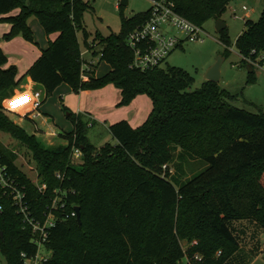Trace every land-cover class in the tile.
<instances>
[{"label": "trees", "instance_id": "16d2710c", "mask_svg": "<svg viewBox=\"0 0 264 264\" xmlns=\"http://www.w3.org/2000/svg\"><path fill=\"white\" fill-rule=\"evenodd\" d=\"M168 1L204 27L221 18L232 0ZM89 7L87 0H0V22L12 24L5 40L22 35L35 42L32 16L48 36L56 34L21 76L16 65L7 66L8 55L0 47V131L32 152L47 190L40 191L18 166L17 152L2 140L0 164L26 193L36 220L46 219L56 188L66 191L60 202L65 206L55 210L58 218L45 242L52 254L42 264H225L241 247L231 220L251 219L264 227V108L237 106L236 95L217 81L192 89L194 77L182 67H133L128 35L147 21L152 7L132 17L123 15L120 33L97 32L100 59L112 69L102 77L92 72L84 80L80 34L85 46L95 48L84 22ZM220 34L230 46L227 27ZM237 48L244 61L257 60L260 53L264 60V12L259 20L246 21ZM250 66L252 76L255 67ZM27 75L43 87L44 102L64 82L76 91L113 83L122 91L119 105L147 94L153 109L140 126L128 120L112 124L116 143L98 147L89 139V122L63 105L74 129L61 133L66 145H48L12 119L4 104ZM77 148L82 151L79 161L74 157ZM197 158L206 168L184 181L182 162ZM75 206H81L82 224L67 216ZM34 238L11 191L0 187V249L8 264H26L23 253L35 257ZM197 253L202 260L194 259Z\"/></svg>", "mask_w": 264, "mask_h": 264}, {"label": "rangeland", "instance_id": "374dc122", "mask_svg": "<svg viewBox=\"0 0 264 264\" xmlns=\"http://www.w3.org/2000/svg\"><path fill=\"white\" fill-rule=\"evenodd\" d=\"M87 1H89L90 7L85 12L84 22L87 30L91 33L92 37L90 38L94 40L96 47L91 49L85 46L82 33L81 45L86 65L93 64L97 68L100 62H103L102 60L100 61L102 46L98 43L99 39L95 38L97 32H100L103 36H107L112 32L120 33L122 31V16L132 17L150 10L153 6V0H130L127 6L121 5L120 0ZM119 4L121 5V9ZM263 12L264 0H232L221 16V19L227 24V30L231 39L230 46H226L220 39V31L216 27L217 19H211L204 24L203 28L208 34L203 40L191 41L185 39L186 35L183 34V39L185 40L182 45H179L171 52L163 66H178L188 70L194 77L192 89H197L207 80L206 73L210 66L220 56H223L222 75L219 81L221 87L236 95L234 103L241 108L251 111H258L259 108H264V60L261 57L262 54L258 55L256 61L249 58L245 59L248 64L255 67V72L251 76L248 65L237 48V38L246 30V21L248 19L259 20ZM33 18L36 17L32 16L31 19ZM15 87L11 90L10 97L13 96L12 93ZM50 110L48 114L51 115L44 114L37 117L32 114L34 120L38 121L44 128V132L39 136L32 133L33 128L36 131L41 130L30 118V112L23 113L20 116L16 113H9V115L19 125L25 127L28 133L35 134L38 139L48 145L58 146L66 142L68 143L64 137L58 135L60 131L66 130L69 127L65 124L66 118H63L64 115H58L59 112L55 103H51ZM35 113L37 114V111ZM54 131L57 132L56 135L52 133ZM90 138L97 145L104 144L105 142L116 143V139L112 136L111 132L97 127L90 131ZM0 140L3 141L5 146L17 152L18 166L36 184H41L42 180L38 177L37 163L33 160L32 152L28 147L11 134L2 131H0ZM80 158L81 156L75 157L77 161ZM206 166L207 163L203 159L198 158L187 159L182 162L184 181L201 172ZM173 171H176V167H174ZM229 224L238 236L241 247L225 264H264V227L251 219L231 220ZM183 245L185 248L189 247V243L187 242H184ZM51 254L52 252L47 250L46 247H41V256H51ZM0 264H8L1 249Z\"/></svg>", "mask_w": 264, "mask_h": 264}, {"label": "crops", "instance_id": "0c3cea01", "mask_svg": "<svg viewBox=\"0 0 264 264\" xmlns=\"http://www.w3.org/2000/svg\"><path fill=\"white\" fill-rule=\"evenodd\" d=\"M17 12H19V10H15L12 13ZM29 23L34 31L35 42L26 40L22 35H18L11 40H5L4 35L11 30L12 24L5 21L0 22V47L8 55L7 66L16 65L20 76L27 72L29 67L41 55L42 50L49 47L50 38L56 36V34L48 36L39 19H30ZM91 39L92 38H90V41H92ZM111 69L112 67L110 63L104 60L103 62H100L97 68L95 67L93 75L95 77H102L110 72ZM12 94V97L9 95L4 100L8 113H16L20 116L23 113L30 112V118L42 131H36L33 128L32 133L39 136L44 132V128L38 121L34 120L32 114L33 116H36V111H40L42 113L41 116L50 113L51 103L56 104L59 112L58 115H64L63 118L67 119H65V124L69 126L66 130L60 131L58 135L72 131L74 129V124L63 110V105H65L73 113L82 115L84 119L89 122V139L98 147L107 142L101 145L95 144L90 138V131L92 129L97 127L111 132V125L121 120H128L134 127H137L147 120L153 109V101L147 94L136 96L128 105H119L122 99V91L113 83L97 89H82L76 91L71 85L64 82L60 84L55 89L54 93L44 102L43 87L27 75L22 82L14 88ZM38 100L42 103L40 108L35 110V102ZM33 126L35 125L33 124ZM52 133L54 135L57 134L56 131ZM66 143L62 145H66Z\"/></svg>", "mask_w": 264, "mask_h": 264}, {"label": "built area", "instance_id": "2783aa9c", "mask_svg": "<svg viewBox=\"0 0 264 264\" xmlns=\"http://www.w3.org/2000/svg\"><path fill=\"white\" fill-rule=\"evenodd\" d=\"M244 9L247 10L246 7H244ZM183 34L186 35L185 39L195 41L203 40L208 33L202 26L195 24L178 13L173 1L153 0L152 10L147 21L131 31L128 35L129 46L134 52L133 67L146 70L163 66L171 52L179 45H182L185 40L183 39ZM94 45L96 47L95 43ZM261 57L263 58V56ZM94 69L95 67L93 64L87 66L86 63H84L82 78L84 80H89ZM41 103L40 100L35 102V110L40 108ZM40 115L41 112L37 111L36 116ZM80 156H82V151L79 148L75 149L74 157L78 158ZM57 177L63 179V174L57 173ZM37 185L42 192H45L48 188L47 184L44 182ZM0 187L11 191L16 205L19 206V210L24 214L25 222L32 227V231L35 234L34 241L38 244V253L35 257H28L26 253H23L26 264H42L50 256H41L40 250L41 247H46L45 242L49 237L50 229L56 224L58 216L55 210L65 206L63 203L60 204V202L63 194H66V191L62 188H56L54 190L50 212L46 215V219L41 221L36 220L31 215L28 205L26 204L27 202H25L26 193L15 184L7 167L1 164ZM67 216H78L76 206ZM194 259L200 261L202 260V255L197 253ZM187 261L190 262V259L187 258Z\"/></svg>", "mask_w": 264, "mask_h": 264}, {"label": "water", "instance_id": "95a60500", "mask_svg": "<svg viewBox=\"0 0 264 264\" xmlns=\"http://www.w3.org/2000/svg\"><path fill=\"white\" fill-rule=\"evenodd\" d=\"M121 5L127 6L130 3V0H120ZM217 30L218 31H222L223 29H225L227 27V24L225 23V21L221 18L217 19V24H216ZM224 61V57L220 56L218 58V60L212 65L210 66V68L207 70L206 73V77L207 80H212V81H217L219 82L221 79V68H222V63ZM249 71H253V68L249 65L248 66ZM76 210L78 212V222L80 224H82V209L81 206H76Z\"/></svg>", "mask_w": 264, "mask_h": 264}]
</instances>
